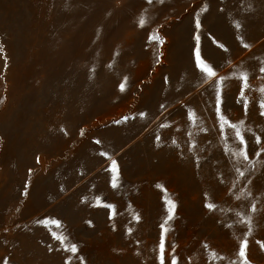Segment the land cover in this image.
<instances>
[{
  "label": "rangeland",
  "instance_id": "374dc122",
  "mask_svg": "<svg viewBox=\"0 0 264 264\" xmlns=\"http://www.w3.org/2000/svg\"><path fill=\"white\" fill-rule=\"evenodd\" d=\"M261 67L264 0H0V264H160L167 199L165 264L237 260L239 212L248 259L264 264ZM221 114L244 122L255 167Z\"/></svg>",
  "mask_w": 264,
  "mask_h": 264
},
{
  "label": "snow or ice",
  "instance_id": "6c2138e0",
  "mask_svg": "<svg viewBox=\"0 0 264 264\" xmlns=\"http://www.w3.org/2000/svg\"><path fill=\"white\" fill-rule=\"evenodd\" d=\"M149 3H151V0H149ZM139 26L143 27L146 23V20L143 16H141V18L138 21ZM237 28H240L241 25L240 23L237 21L236 25ZM196 27L199 28L200 27V20H199V15L196 18ZM195 39L197 40V43H199L200 37L199 35H197L195 37ZM150 40H158L161 44L163 43V40L160 39V37L156 34L153 33L150 36ZM221 48H223V45H219ZM244 47H249V45L245 44ZM196 64L197 67L200 69L202 75L205 78V81L211 80L215 77L218 76L217 71L215 70V68L213 67V65H211L207 60H205L201 55H200V50L199 47H197L196 49ZM260 71L262 73H264V67L260 68ZM237 78L240 79L242 81V85H243V89H248L250 87L248 80H249V74L246 71H241L238 75ZM227 79V77H219V80L217 81L218 86H221L223 84V82ZM127 84V77L124 78V80L121 82L120 84V90L123 91L125 89V86ZM259 91L261 93H264V87H261L259 89ZM240 98L241 100L244 101V107L245 110L247 111V106H248V101H247V97H245L244 95V90L241 91L240 93ZM219 102V101H218ZM260 108L262 109L261 111V115H264V99L260 100ZM219 111V109H218ZM190 118L195 120V112H190ZM125 120L128 119V117L124 118ZM220 120H221V128L224 127L225 124L228 125L229 128H231L234 132V138L242 145H244V147L238 151L237 153H235V155H237L238 157L242 158L244 161H248L249 165L251 167H255V161L250 160L249 156H248V151H247V141L245 140V136L243 134L242 131V126H243V121L239 122V125L236 123H232L231 121H229L227 119V117L223 114L220 115ZM119 122V121H118ZM162 126H166V125H162ZM81 134L83 135V130L81 131ZM261 142L260 137H256V143L259 144ZM97 144L101 143L99 140L96 141ZM173 143H175V141H173ZM262 152H264V148L261 149ZM102 155H107V153H101ZM257 155H259V153H257ZM109 171L111 172V183H112V187L113 188H118L119 187V166L117 164V162L115 160H112V164L111 167L109 169ZM236 171L238 172L239 176L243 177L245 175L244 171H241L239 168L236 169ZM247 195H251V193H247ZM167 199V198H166ZM237 199H240V197L238 196ZM97 203H100L99 198L97 199ZM167 204H168V216L165 219V221L160 225L162 231V238H161V242L158 246L159 248V260H160V264H165L164 261V249H165V244H164V240L163 237L164 235L167 234V232L169 231V228L166 226L168 224V221L173 219L174 216V212H175V203L173 201H171L170 199H167ZM209 210L211 211H215L217 210V208L219 207L218 205H216L214 202H209L205 205ZM109 207H113L109 205ZM251 210L252 212L256 211V205L252 204L251 206ZM238 216V220L236 221L237 223L240 224H244L247 227V231L244 233L243 238L240 239V246L238 249V253H237V260L232 261L231 264H251V261L248 259V255H247V250H248V245H249V237L252 236V229H251V224H252V217L250 215H245L242 212L237 213ZM137 219L139 217H136ZM43 223H49V221H44ZM51 223L56 224L57 227H61V223L58 220H51ZM229 228L232 227L231 224L227 225ZM131 231V229L129 230ZM53 236L57 239L60 240L62 244H64V242L68 239V237L64 236L63 234L57 235L56 233H53ZM256 243L260 244V246L262 248H264V241H256ZM205 247L207 248L208 246L205 245ZM65 250L66 251H70L72 253H76L78 252V246L74 243L70 244V245H65ZM173 252H174V248H173ZM210 258L212 260H216V259H224V257H219L218 254L215 251L210 252ZM81 259H83L81 257ZM171 264H178V259L176 256H172V260H171Z\"/></svg>",
  "mask_w": 264,
  "mask_h": 264
}]
</instances>
